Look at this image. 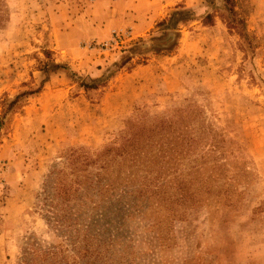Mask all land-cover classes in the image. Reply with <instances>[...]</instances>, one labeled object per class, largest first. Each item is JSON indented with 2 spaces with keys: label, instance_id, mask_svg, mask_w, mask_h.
Wrapping results in <instances>:
<instances>
[{
  "label": "rangeland",
  "instance_id": "1",
  "mask_svg": "<svg viewBox=\"0 0 264 264\" xmlns=\"http://www.w3.org/2000/svg\"><path fill=\"white\" fill-rule=\"evenodd\" d=\"M207 2L3 0L0 117L44 79V50L105 80L87 92L50 74L6 115L0 264H264V0H230L246 40L224 0ZM178 6L196 19L171 53L149 50Z\"/></svg>",
  "mask_w": 264,
  "mask_h": 264
},
{
  "label": "trees",
  "instance_id": "2",
  "mask_svg": "<svg viewBox=\"0 0 264 264\" xmlns=\"http://www.w3.org/2000/svg\"><path fill=\"white\" fill-rule=\"evenodd\" d=\"M208 4L210 3V0H207ZM225 4L228 5V22L227 27L229 30H234L241 38L244 40L247 39L246 35V27H245V19L241 16L239 12H237L233 5L231 4L230 0H224ZM5 5L3 3V0H0V30L4 26V22L7 18L6 16V10ZM196 19L195 13L191 9H187L184 6H178L167 18V20H163L157 24L158 28H161L162 34L159 37L151 38L150 41L152 44L150 45L149 50L154 51L155 53H165V55L171 53L173 49L176 47V39L178 37V34L174 33L173 31H177L178 25H185L191 21H194ZM212 23V16L209 13H206L204 16V24L205 25H211ZM169 31H172V34H169ZM172 37V38H171ZM143 43V42H142ZM142 43L135 44L131 48H129L126 51L125 56L122 57V63L123 65L127 60L131 59L133 56L141 57L143 56L141 45ZM139 51V52H138ZM45 61H43L39 66V71L44 76V79L41 80L39 86L35 90H30L26 92H22L14 97L12 101H10L7 104V107L3 113V115L0 117V130L2 129L4 125V119L7 114H9L24 98H28L32 95L38 94L43 85L48 81V77L50 74L57 73L59 71H64L68 74V77L70 79H73V81L79 83V87L82 88L84 91H91V90H97L99 87L102 86L104 78H98V79H91V80H83L76 76L75 73H72L69 69V67L65 64H59L55 63L53 60H51V53L47 50L43 51ZM116 66V65H115ZM113 73L108 74L109 77L112 76ZM108 77V78H109ZM77 79V80H76ZM159 134L165 136L166 132H160ZM140 142L135 143L132 140H125V143L121 147V151L124 153L130 154V151L133 153H136L138 149V145ZM52 175L55 176V178H52L51 181L55 183V187L53 188L54 196L58 199H60V203L62 204L63 200L65 201L64 195H66V188L63 183V178L61 176V173L59 172H52ZM142 188V186H141ZM149 188V184H144V187L141 189V192H148L147 190ZM140 192V191H138ZM67 207V205H66ZM62 212V210H61ZM67 212V209H66ZM52 214V213H51ZM53 221L58 224L60 223L62 219L66 218V216H56L53 214L51 216ZM50 221V219H48ZM59 225V224H58ZM34 252V250H33ZM54 254V252H52ZM46 255V254H44ZM49 256V255H46ZM32 263V262H31ZM25 264H29L28 262H25Z\"/></svg>",
  "mask_w": 264,
  "mask_h": 264
}]
</instances>
